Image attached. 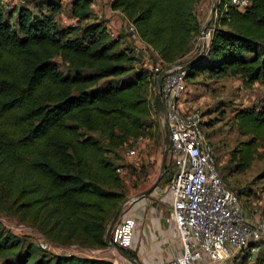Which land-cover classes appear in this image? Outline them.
I'll return each mask as SVG.
<instances>
[{
    "label": "trees",
    "instance_id": "trees-1",
    "mask_svg": "<svg viewBox=\"0 0 264 264\" xmlns=\"http://www.w3.org/2000/svg\"><path fill=\"white\" fill-rule=\"evenodd\" d=\"M41 1L48 13L38 15L29 6L6 9L0 0V213L14 209L51 245L101 250L128 198L117 152L147 137L153 114L148 90L156 94V85L151 72L137 66L133 45L122 48L103 18L90 22L91 0L68 3L78 22L67 28L56 19L66 1ZM195 2L114 0L112 9L164 64H175L191 53L203 29ZM232 2L215 0L211 38L187 61V80L206 74L238 76L248 87L264 82V0H250L244 11ZM157 107L158 95L159 114ZM235 117L249 139L232 153L234 170L226 175L220 168L223 180L248 170L264 145V100ZM172 178L168 168L165 187ZM230 189L241 200L243 192ZM261 247L254 264H264ZM0 264L114 262L44 250L0 223Z\"/></svg>",
    "mask_w": 264,
    "mask_h": 264
},
{
    "label": "built area",
    "instance_id": "built-area-1",
    "mask_svg": "<svg viewBox=\"0 0 264 264\" xmlns=\"http://www.w3.org/2000/svg\"><path fill=\"white\" fill-rule=\"evenodd\" d=\"M104 1L113 10L114 0ZM232 3L244 11L250 0H233ZM121 15L126 20L125 32L133 41L136 55L151 72L155 85L159 78L162 81L160 99L165 112L162 119L169 132V156L174 167L166 192L171 194L172 217L176 225L174 236L183 247L181 257L163 264H253L259 252L256 242L264 239V218L254 223L248 219L237 193L221 177L217 147L202 128L203 113L197 108L185 109L182 103L188 63L164 64L158 53L141 40L135 26ZM74 22L78 20L74 19ZM202 31L203 41L210 40L212 29L205 31L203 28ZM112 36L116 35L112 33ZM157 109L159 111V106ZM128 157H138V151L130 150ZM117 173L123 176L125 168L119 167ZM133 226L134 221L128 220L119 230L120 246L130 244ZM39 242L44 250L74 254L62 253L63 247L58 249L48 242ZM82 251L90 254L89 257L94 256L93 252L98 254L97 250Z\"/></svg>",
    "mask_w": 264,
    "mask_h": 264
},
{
    "label": "rangeland",
    "instance_id": "rangeland-1",
    "mask_svg": "<svg viewBox=\"0 0 264 264\" xmlns=\"http://www.w3.org/2000/svg\"><path fill=\"white\" fill-rule=\"evenodd\" d=\"M66 2H63L62 11L56 16V19L62 28L73 26V24L77 26V23L74 22L72 17L71 6L65 4ZM214 4L215 0H196L195 2L193 12L203 23L205 31L206 28L209 29L210 27L211 29L213 26L211 21L214 17L212 13ZM106 5L108 6V4ZM4 6L5 8L29 6L38 15L48 13L46 6H44L41 0H5ZM100 14L101 10H94L93 19L90 22H95L97 20L95 18L101 19ZM202 32L195 38L191 53L178 63H187V61L195 58L197 54L204 52L205 45L209 43V39L203 41ZM126 37L123 33L119 37L111 35L112 39L119 38L120 41L121 39H125L123 43L121 42L122 48L132 47V43L126 40ZM263 51L262 48L261 52ZM157 59H154V62ZM137 66L144 67L141 59L139 62L137 61ZM185 91L182 98L185 109L197 108L203 113L205 132L217 147V159L220 168L225 170L226 175L229 174V171H233L235 168V163L232 162V153L242 142L249 139L240 134L235 116L244 108L261 104L264 100V82L260 81L253 87H248L244 85L238 76L219 78L200 74L194 79L187 80ZM148 93L153 111L150 120L152 128H150L147 137H144L142 141L133 142L121 152H117V159H119L117 163L125 168L123 178L126 186L127 199L150 189L154 185L163 160L165 149L164 122L160 114H156L154 111L157 93L155 94L153 89L148 90ZM133 149L138 151V157L129 158L128 152ZM170 163L171 159L169 156L166 170L169 168L174 174V167ZM224 181L228 187L240 193L243 192L241 202L248 218H264V145L259 147L257 156L248 170L226 176ZM166 185L167 182H164V180L159 184L161 188H164ZM147 198L152 202V206L159 207V210L163 211L164 216L169 213L170 204L166 201L165 197L158 198L155 195L154 197L150 195ZM0 223H4L8 228L13 229L20 237L28 240V242L37 244L39 240L47 239L37 229L33 228L29 222L22 221L16 216L14 209L7 213L1 212ZM162 223L166 225L165 221ZM172 239L175 242H179L175 236ZM164 241V238H162L161 242L163 243ZM56 246L59 247L58 245H53V247ZM61 252L74 253L79 256L90 255L76 246L61 249ZM93 253V257H95L96 254L95 252ZM116 262L117 264H121L119 259Z\"/></svg>",
    "mask_w": 264,
    "mask_h": 264
},
{
    "label": "crops",
    "instance_id": "crops-1",
    "mask_svg": "<svg viewBox=\"0 0 264 264\" xmlns=\"http://www.w3.org/2000/svg\"><path fill=\"white\" fill-rule=\"evenodd\" d=\"M106 4L104 0H97L92 4V8L94 10H101L100 16L106 21L111 35L113 33L116 37H119V35L123 33L124 36H127L126 40L133 45V41L129 34L125 32L126 20L121 15V12L111 10ZM124 41L125 39H121L122 43ZM150 195L153 197L155 195L158 198L165 197L166 201L170 204L169 213L164 216L163 211L159 210V207L152 206V202H150L147 197L129 202L124 206L122 215L112 231L111 242L119 249L134 253L137 257L138 264H163L181 257L183 254V247L181 242H175L172 239L176 232V225L172 217L171 194L166 192L165 187L157 188ZM129 199H131V197ZM248 219L252 223L259 220L253 218ZM128 220L134 221L133 232L130 238V244L127 247H123L119 244L121 238L119 230L125 226ZM164 221L166 225L162 223ZM162 238L165 240L163 243L161 242ZM263 241L264 239L256 242V246L259 250L258 255L263 248L261 247V244H264ZM97 251L98 254H96L95 257L110 260L114 263H117V259H120V256L114 250L108 249L107 247ZM127 264L132 263L127 262Z\"/></svg>",
    "mask_w": 264,
    "mask_h": 264
},
{
    "label": "water",
    "instance_id": "water-1",
    "mask_svg": "<svg viewBox=\"0 0 264 264\" xmlns=\"http://www.w3.org/2000/svg\"><path fill=\"white\" fill-rule=\"evenodd\" d=\"M213 8H214V6H213ZM212 13H213V10H212ZM161 82H162L161 78H159L156 81V90H157V95H158L159 114H160L161 118L164 119L165 112H164L163 105H162V102H161V99H160L161 98V88H162V83ZM164 129H165V149H164L163 160H162L160 172H159V175H158V178H157L156 182L154 183V185L150 189H148V190H146L144 192H141L139 194H136L135 196L131 197V199L126 200L121 205V208L118 210V212L114 216L112 222L110 223V225L108 227V230H107V233H106V237H105L106 247L108 249L114 250L119 256L124 257L127 261H129L132 264H138V262L136 260H134V259H129L118 247H116L111 242V234H112V231H113L115 225L117 224L119 218L122 215L124 206L126 204H128L129 202H134V201H137V200H140L142 198H145V197L149 196L152 192H154L158 188L159 183L163 179V177L165 175L166 168H167L168 157H169V148H170V137H169V132H168V129H167V126H166L165 123H164ZM41 242L47 243L48 240L47 239H41ZM57 248L61 249L62 247L59 246ZM77 248L82 249V250H88V249L81 248V247H78V246H77Z\"/></svg>",
    "mask_w": 264,
    "mask_h": 264
},
{
    "label": "bare ground",
    "instance_id": "bare-ground-1",
    "mask_svg": "<svg viewBox=\"0 0 264 264\" xmlns=\"http://www.w3.org/2000/svg\"><path fill=\"white\" fill-rule=\"evenodd\" d=\"M119 260H120L121 264H127V262H129L124 257H121V256H120Z\"/></svg>",
    "mask_w": 264,
    "mask_h": 264
}]
</instances>
